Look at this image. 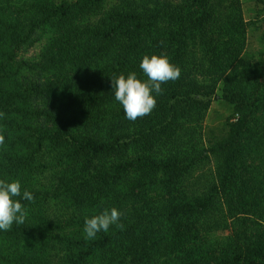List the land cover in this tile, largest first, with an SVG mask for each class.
<instances>
[{
	"label": "trees",
	"instance_id": "obj_1",
	"mask_svg": "<svg viewBox=\"0 0 264 264\" xmlns=\"http://www.w3.org/2000/svg\"><path fill=\"white\" fill-rule=\"evenodd\" d=\"M215 1L7 4L16 17L0 27V164L34 202L15 198L27 217L0 230V264L54 252L61 264H264V73L249 78L239 0H222L225 17ZM44 34L40 59L23 62L33 71L12 74L16 52ZM153 54L181 76L133 122L111 79H146L139 65ZM222 99L237 121L205 146L202 121ZM113 207L124 230L85 239V219ZM218 231L227 234L212 239Z\"/></svg>",
	"mask_w": 264,
	"mask_h": 264
},
{
	"label": "clouds",
	"instance_id": "obj_2",
	"mask_svg": "<svg viewBox=\"0 0 264 264\" xmlns=\"http://www.w3.org/2000/svg\"><path fill=\"white\" fill-rule=\"evenodd\" d=\"M146 79H139L136 72L123 73L111 79L116 101L122 107L125 117L130 121L150 115L155 109L156 96L162 94V84L176 81L181 76V69L170 62L166 54L144 55L139 65ZM155 93V95H153ZM0 113V116H3ZM5 142L4 135H0V144ZM23 199L34 202L32 193L23 191ZM21 196L19 180L5 182L0 180V230L8 231L15 223L23 224L27 217V210L16 197ZM123 213L117 208L105 209L100 214L86 218L84 222L85 239H95L97 233L108 232L111 226L124 230L120 223Z\"/></svg>",
	"mask_w": 264,
	"mask_h": 264
},
{
	"label": "rangeland",
	"instance_id": "obj_3",
	"mask_svg": "<svg viewBox=\"0 0 264 264\" xmlns=\"http://www.w3.org/2000/svg\"><path fill=\"white\" fill-rule=\"evenodd\" d=\"M22 0H0V27L3 28L5 26L4 21L10 20L15 16L14 9L10 6L7 7V4L12 6H17ZM60 1V0H56ZM108 3L113 2V0H107ZM240 3V15L242 18V22L246 28L245 32V49H244V57L247 63H249L251 71L249 73V78H253V76L258 75V72L264 73V0H239ZM215 6L218 11V14L221 16H226L227 13V6L224 4L222 0H216ZM40 40L36 41L33 45L27 46V48L23 50L17 51L16 55H14L12 62L14 63L12 70V74L15 73L18 75H26L29 76L33 70L23 64L26 60H34L37 61L40 59V50L43 46V42L46 34L42 36ZM6 48L5 44V37L0 36V53L5 51ZM20 62V63H18ZM22 62V63H21ZM260 66L262 68H260ZM259 68V69H257ZM260 70V71H259ZM251 74V75H250ZM14 77L13 75H11ZM264 80V74L262 78ZM220 91V90H219ZM218 91V92H219ZM263 92V91H262ZM238 114L236 113L232 104L227 102L226 100H213L204 116L202 121V138L205 146L211 145L212 142L215 140L220 139L228 130V124L237 121ZM3 144H0V161L5 165L4 159L6 149L3 148ZM3 164H0V180H4L5 182H12L15 179L13 176L6 174V170H3ZM203 173L206 176H210L211 171L213 169L214 162L211 161L210 163L204 162ZM260 175V176H259ZM204 176V175H203ZM258 180L264 181V169L259 171ZM10 178H14L10 180ZM23 193V192H22ZM21 193V196L22 195ZM260 195L263 192L259 193ZM19 200V199H18ZM26 202V201H25ZM24 202V204H25ZM23 204V205H24ZM260 219V218H259ZM227 232L218 231L213 233L212 239H220L226 235ZM7 236V235H6ZM5 233L2 232L0 234V244H3L4 238L6 239ZM28 241L32 240L31 236H27ZM4 247V246H2ZM6 249H9L7 247ZM38 253H41L38 251ZM43 254V253H42ZM59 252H54L52 257H48L47 255H43L40 258V262L43 264H61L58 259L61 258L59 256ZM46 263H45V262ZM1 263H3L1 261ZM4 264H15L14 262L4 263Z\"/></svg>",
	"mask_w": 264,
	"mask_h": 264
}]
</instances>
